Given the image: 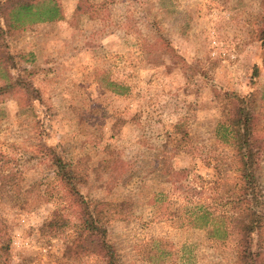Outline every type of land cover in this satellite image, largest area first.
Wrapping results in <instances>:
<instances>
[{
  "label": "rangeland",
  "instance_id": "1",
  "mask_svg": "<svg viewBox=\"0 0 264 264\" xmlns=\"http://www.w3.org/2000/svg\"><path fill=\"white\" fill-rule=\"evenodd\" d=\"M55 1L61 19L5 40L26 86L0 97V264H104L67 248L74 221L54 234L57 160L102 218L114 264H235L234 231L211 228L237 224L245 165L264 216V149L234 153L222 105L236 93L264 136L260 0Z\"/></svg>",
  "mask_w": 264,
  "mask_h": 264
},
{
  "label": "trees",
  "instance_id": "2",
  "mask_svg": "<svg viewBox=\"0 0 264 264\" xmlns=\"http://www.w3.org/2000/svg\"><path fill=\"white\" fill-rule=\"evenodd\" d=\"M260 6L261 15L257 24L258 39L264 45V0H260ZM62 17L61 8L55 0H3L0 2V18L4 25L3 28L0 27V97L9 96L26 86L24 80L13 81L11 78L9 67L13 65V58L5 43L6 37L25 30L35 23L54 22ZM224 99L222 116L231 136L234 153L244 157L246 148L252 146L257 151L264 149V136L254 135L250 112L240 103L237 94L225 93ZM254 153L252 148L248 150L250 160ZM56 166L59 182L63 188L62 199L65 201V206L64 209L53 212L54 234L56 230H60L57 233L61 234L63 228L74 221L73 227L78 228L77 236L72 247L67 246V248L75 254L99 256L104 264H114L108 253L107 229L103 226L102 218L91 213L88 201L78 190L75 172L67 170L68 166L60 160L56 161ZM250 170L245 165L238 176L234 195L237 224L224 229L214 226L211 228L213 236L223 233L222 238L228 234V231L230 233L234 231L239 247L235 264H260L263 249L264 216L258 209L263 193L258 186L257 178ZM209 215L205 213V216ZM4 229L5 225L0 221V261L9 247L7 243H4V238L7 236ZM254 235L260 242L257 246L258 250H254Z\"/></svg>",
  "mask_w": 264,
  "mask_h": 264
}]
</instances>
